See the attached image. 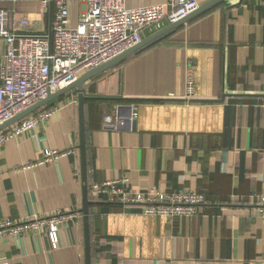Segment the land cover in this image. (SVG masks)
Wrapping results in <instances>:
<instances>
[{
  "label": "crops",
  "instance_id": "obj_1",
  "mask_svg": "<svg viewBox=\"0 0 264 264\" xmlns=\"http://www.w3.org/2000/svg\"><path fill=\"white\" fill-rule=\"evenodd\" d=\"M125 1L139 7L168 0ZM196 1L200 7L211 0ZM260 2L226 0L84 84L91 264H264V219L258 215L264 195ZM0 9L9 13L8 27L16 34L51 33L50 3L0 0ZM84 9V0L69 6L72 27ZM22 20L27 27L18 25ZM155 33L144 32L142 40ZM4 52L0 39V61ZM187 74L194 82L190 100ZM132 104L138 114L129 128ZM49 110L31 134L0 148V223L56 211L77 217L61 226L56 250L45 232L0 239V264H85L76 91L34 115ZM106 116L118 129L104 127ZM43 149L66 155L36 165ZM119 178L135 192L189 190L203 194L207 204L195 217L168 221L89 196L91 184Z\"/></svg>",
  "mask_w": 264,
  "mask_h": 264
},
{
  "label": "built area",
  "instance_id": "obj_2",
  "mask_svg": "<svg viewBox=\"0 0 264 264\" xmlns=\"http://www.w3.org/2000/svg\"><path fill=\"white\" fill-rule=\"evenodd\" d=\"M43 7H54L51 41L46 35L16 34L9 30V13L0 9V39L5 44L0 61V126L45 100L86 72L95 69L142 41L144 32L155 33L165 25L175 24L198 9L196 0H168L164 5L131 7L125 0H84V11L72 27L69 6L75 0H40ZM260 6L264 8V0ZM20 27H27L22 20ZM194 95L190 74L185 81V98ZM264 108V87L260 103ZM52 110L30 115L8 130L0 132V148L21 135L31 134L46 121ZM137 106L130 105L129 128L137 118ZM105 128L118 129L112 116L103 119ZM57 151L43 149L36 163H52L65 156ZM124 178L107 183L91 184L89 196L124 206L141 209L145 216L174 219L192 218L207 204L203 194L182 190L160 192L150 189L135 192L125 185ZM258 215L264 219V195L258 199ZM77 217L74 211H56L49 215L32 216L19 222L0 223V239L18 237L25 233L45 232L52 250L60 247V228Z\"/></svg>",
  "mask_w": 264,
  "mask_h": 264
},
{
  "label": "water",
  "instance_id": "obj_3",
  "mask_svg": "<svg viewBox=\"0 0 264 264\" xmlns=\"http://www.w3.org/2000/svg\"><path fill=\"white\" fill-rule=\"evenodd\" d=\"M226 0H211L210 2L206 3L198 7L196 11L191 13L189 16L184 18L183 20L169 25L166 28L161 29L160 31L153 34L151 37H148L141 41L140 44L133 47L132 49L126 51L124 54L116 57L115 59L95 68L92 69L85 74H83L78 80L71 83L67 87L61 89L57 93L48 96L45 100L35 104L33 107L29 108L25 112L21 113L20 115L14 117L13 119L7 121L5 124L0 126V132L5 130L6 128L18 123L22 119L34 114L38 110L42 109L48 103L52 102L53 100L65 95L66 93L75 90L77 93V105H78V113H79V150L81 155V178H82V191H83V207L81 209V214L83 217V225H84V237H85V264H91L90 261V245H89V207L91 203L88 201L87 195V166H86V146H85V121H84V101L85 97L83 95V87L84 84L91 79L109 71L113 67L122 63L125 59L136 53L137 51L141 50L145 46L151 44L152 42L156 41L157 39L163 37L164 35L168 34L175 28L180 25L185 24L189 19L215 7L216 5L224 2ZM49 42L51 41V33L48 35Z\"/></svg>",
  "mask_w": 264,
  "mask_h": 264
}]
</instances>
